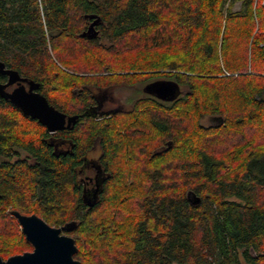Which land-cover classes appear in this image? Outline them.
<instances>
[{
	"label": "trees",
	"instance_id": "1",
	"mask_svg": "<svg viewBox=\"0 0 264 264\" xmlns=\"http://www.w3.org/2000/svg\"><path fill=\"white\" fill-rule=\"evenodd\" d=\"M226 1L0 0V59L78 115L51 133L0 97L2 259L32 249L17 210L74 221L80 264H264V0ZM157 78L184 91L109 111L91 91Z\"/></svg>",
	"mask_w": 264,
	"mask_h": 264
},
{
	"label": "water",
	"instance_id": "2",
	"mask_svg": "<svg viewBox=\"0 0 264 264\" xmlns=\"http://www.w3.org/2000/svg\"><path fill=\"white\" fill-rule=\"evenodd\" d=\"M85 18L91 19V22L80 36L95 38L98 35L96 26L100 22V17L96 14H87ZM0 72L8 76L6 84L0 83V96L19 108L24 116L36 119L51 133L65 128L70 129L75 124L78 115H66L50 105L47 98L38 91L39 83L22 77L14 69H5L1 61ZM23 82L28 84V88ZM13 83H17V87L12 91L4 90L6 85ZM144 90L161 100L170 101L174 100L180 92L179 85L170 80H155L147 83ZM96 197L95 192L92 199L84 201L88 206H92ZM196 201H199L198 197ZM11 214L20 224L26 241L32 245V250L11 255L6 259L0 257V264H80V261L73 256L77 252L74 238L64 233L74 229L76 226L74 221L55 227L34 213L27 215L13 210Z\"/></svg>",
	"mask_w": 264,
	"mask_h": 264
},
{
	"label": "rangeland",
	"instance_id": "3",
	"mask_svg": "<svg viewBox=\"0 0 264 264\" xmlns=\"http://www.w3.org/2000/svg\"><path fill=\"white\" fill-rule=\"evenodd\" d=\"M229 1L230 0L226 1V5L229 3ZM240 6H241V2L237 1L234 3L233 9L238 10V9H240ZM48 49H49L50 53H52L51 47L49 45H48ZM157 79L163 80L166 78H157ZM153 80H155V79H151L149 81H153ZM149 81H144L142 83L135 84L132 86L120 85V86L112 87V88H109L106 90H99L96 87H91V91H93V93H97L99 95V98L101 100V104L103 106L102 109L105 111H109V110H114V109H118V108L129 107L133 100H135L136 98L143 97V96L147 95L146 91L144 90V86ZM179 88H180L179 94H181L184 91L185 87L180 86ZM161 101L167 102V103L170 102V100H161ZM218 121H219V118L215 117V116H204L200 119V123L202 125H205V126L216 124ZM97 153L92 154V156L93 157L97 156ZM20 156L25 157L26 153L23 151H20ZM1 160H2V158L0 157V161ZM59 227H61V226H59ZM28 251H30V250H28Z\"/></svg>",
	"mask_w": 264,
	"mask_h": 264
},
{
	"label": "flooded vegetation",
	"instance_id": "4",
	"mask_svg": "<svg viewBox=\"0 0 264 264\" xmlns=\"http://www.w3.org/2000/svg\"><path fill=\"white\" fill-rule=\"evenodd\" d=\"M90 22H91V20H89L88 24ZM0 61L3 62L5 69H8V68L12 69V68L8 67L2 59H0ZM22 77H24V76H22ZM7 81H8V76L6 74L0 72V83L1 84H6ZM153 81H149L148 83L153 82ZM23 84L25 85L26 88H28V84L26 82H23ZM15 87H17V83L6 85L4 90L7 91V92H10ZM148 94H150V93H148ZM94 95L97 96V100H98V102L100 104V108L102 109L103 106L101 104V100L99 98V95L97 93H94ZM94 153H97V156L93 157L92 154H94ZM99 155H100V149L98 148V146H95V148H93L92 150H90L86 154V158H87L86 165H83V166H81L79 168L80 180L83 181L84 188L87 189L88 195H90V197H88L87 200H89L92 196L95 195V190H93V189L95 188V186L97 184L98 177L101 176V175H106L105 172L104 173H99V171L96 169L95 165L93 164L97 160Z\"/></svg>",
	"mask_w": 264,
	"mask_h": 264
},
{
	"label": "built area",
	"instance_id": "5",
	"mask_svg": "<svg viewBox=\"0 0 264 264\" xmlns=\"http://www.w3.org/2000/svg\"><path fill=\"white\" fill-rule=\"evenodd\" d=\"M262 4H264V1H262Z\"/></svg>",
	"mask_w": 264,
	"mask_h": 264
}]
</instances>
